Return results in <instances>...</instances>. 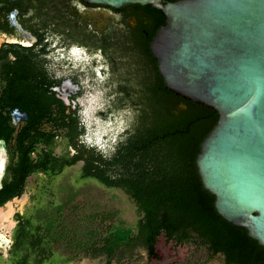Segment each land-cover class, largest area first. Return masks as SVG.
I'll list each match as a JSON object with an SVG mask.
<instances>
[{"label": "trees", "instance_id": "16d2710c", "mask_svg": "<svg viewBox=\"0 0 264 264\" xmlns=\"http://www.w3.org/2000/svg\"><path fill=\"white\" fill-rule=\"evenodd\" d=\"M156 10L162 27L166 15ZM162 91L177 101L178 114L172 108L148 118L105 149L84 143L79 123H63L52 108L41 105L23 108L30 119L15 127L10 114L3 115L5 102L15 94L9 81L0 97V140L9 151L0 208L24 195L29 177L53 178L82 162V179L122 191L138 215L137 223L129 226L119 207L102 203L85 190L65 187L60 202L52 201L29 216L16 214L9 253L13 264H72L84 258L121 264L142 252L150 261H159L162 238L176 248L191 246L202 252L186 264L216 259L223 264H263L264 248L245 228L218 213L216 197L205 189L199 173L201 145L219 114L178 96L166 88L164 79ZM182 105L186 110L178 109ZM61 139L67 141L66 153L58 156L55 148Z\"/></svg>", "mask_w": 264, "mask_h": 264}, {"label": "flooded vegetation", "instance_id": "af4514ba", "mask_svg": "<svg viewBox=\"0 0 264 264\" xmlns=\"http://www.w3.org/2000/svg\"><path fill=\"white\" fill-rule=\"evenodd\" d=\"M160 28L161 16L150 5L117 9L84 0H0V97L10 80L15 88L12 100L1 102L3 115L20 127L30 119L23 108L49 107L59 121L79 123L84 143L106 149L148 118L172 108L178 114L177 101L162 91L151 51ZM116 108L129 109L135 127L116 131L110 140L99 138L95 124ZM61 140L64 155L67 141ZM0 153L1 188L9 160L6 142Z\"/></svg>", "mask_w": 264, "mask_h": 264}, {"label": "water", "instance_id": "95a60500", "mask_svg": "<svg viewBox=\"0 0 264 264\" xmlns=\"http://www.w3.org/2000/svg\"><path fill=\"white\" fill-rule=\"evenodd\" d=\"M84 1L164 12L151 51L166 88L220 116L197 158L204 187L264 248V0Z\"/></svg>", "mask_w": 264, "mask_h": 264}, {"label": "rangeland", "instance_id": "374dc122", "mask_svg": "<svg viewBox=\"0 0 264 264\" xmlns=\"http://www.w3.org/2000/svg\"><path fill=\"white\" fill-rule=\"evenodd\" d=\"M127 108L114 109L112 116L107 121L95 124L98 128L99 138L104 136L110 140L116 131L126 130L135 127L132 122L133 117ZM112 136V137H111ZM104 137V138H105ZM65 151V142L59 141L55 149L57 155ZM3 161L0 153V174L3 173ZM7 163V161H6ZM81 165L66 168L61 174L50 178L43 174L33 175L27 180V187L24 195L15 198L0 208V237L5 239V244L0 243V264H13L9 259L10 249L13 244L14 230L18 225L16 214L31 215L37 209L47 206L50 202H60L65 187H75L85 190V194H90L100 199L102 203H112L122 211V219L129 226H134L138 221L136 207L133 202L120 190H108L99 186L93 179H82ZM1 177V176H0ZM99 195V197H97ZM157 251L160 255L159 261H150L145 253L136 255L133 259H128L121 264H186L195 262V257H200L202 252H197L193 247L176 248L172 244H167L165 239H161ZM18 258V255H16ZM104 258L89 259L84 258L72 264H105ZM207 264H223L220 259H216Z\"/></svg>", "mask_w": 264, "mask_h": 264}, {"label": "bare ground", "instance_id": "6f19581e", "mask_svg": "<svg viewBox=\"0 0 264 264\" xmlns=\"http://www.w3.org/2000/svg\"><path fill=\"white\" fill-rule=\"evenodd\" d=\"M3 237H0V240L2 239ZM4 239V238H3ZM5 240V239H4ZM0 243H1V241H0Z\"/></svg>", "mask_w": 264, "mask_h": 264}]
</instances>
